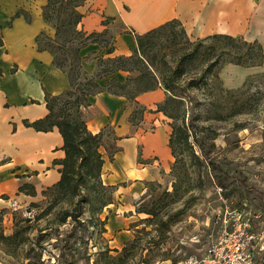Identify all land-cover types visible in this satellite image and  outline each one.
Segmentation results:
<instances>
[{"label":"rangeland","instance_id":"1","mask_svg":"<svg viewBox=\"0 0 264 264\" xmlns=\"http://www.w3.org/2000/svg\"><path fill=\"white\" fill-rule=\"evenodd\" d=\"M73 11V5L63 0H55L48 10L51 24L60 27L58 43L70 50L68 53L59 51L58 55L64 62L67 59L71 70L75 68L72 51L82 43L71 31ZM115 27L97 38L102 46L114 44ZM66 40L69 42L65 43ZM194 42L177 24L144 39L140 49L136 41L130 55L135 58L128 64L133 80L121 92H135L134 80L146 68L151 69L149 63L158 78L170 77L181 55L194 49ZM227 65L219 69L220 79ZM106 68L111 69V66H101L98 72ZM207 70L208 64L197 58L179 80L186 114L181 108V112H174L177 119L168 118V121L171 129L174 125L188 133V142L176 145L173 172L162 171L161 181L146 183L143 193L132 202L135 213L125 229L130 231L129 238L122 230L116 231V209L109 211V205L103 207L117 198L107 187L102 170L78 196L47 187L36 191L33 202L3 210L0 214V264H177L190 258L201 259L225 229L243 224L244 217L260 215L255 220V229L262 231L264 71L249 76L241 87L230 90L222 79L220 83ZM203 76L197 89L186 87L188 81ZM80 81H83L82 76L77 83ZM88 107H81L85 122ZM114 139L111 129L102 133L100 153L103 157L110 159L116 150ZM240 213L243 218L239 217ZM66 215L79 219H66ZM126 217L129 214H121V219ZM132 240H136L135 249L123 253Z\"/></svg>","mask_w":264,"mask_h":264},{"label":"crops","instance_id":"2","mask_svg":"<svg viewBox=\"0 0 264 264\" xmlns=\"http://www.w3.org/2000/svg\"><path fill=\"white\" fill-rule=\"evenodd\" d=\"M47 2L0 0V214L33 202L22 186L32 185L38 193L61 179L56 161L65 158V151L59 130L38 132L25 125L49 115L47 95H61L70 87L68 74L54 64L53 54L37 44L42 33L55 35L44 19ZM78 11L83 15L78 30L87 35L110 33L116 24L120 26L115 27L117 37L109 48L89 43L81 49L82 67L89 75L97 73L100 58L130 56L136 36L171 21L181 23L195 41L227 35L258 42L264 49V0H86ZM262 71L264 64L250 68L229 64L222 69L221 79L233 90ZM128 77V72L121 71L100 79L103 90L90 97L85 118L92 133L113 132L116 151L110 159L104 157L103 178L115 188L117 200L109 211L116 209V231L129 238L130 231L125 229L135 213L132 202L146 183L161 181L162 171L172 170L175 158L171 126L158 111L167 98L166 90L159 87L134 101L107 91L112 80L122 84ZM125 213L129 217L121 219Z\"/></svg>","mask_w":264,"mask_h":264},{"label":"trees","instance_id":"3","mask_svg":"<svg viewBox=\"0 0 264 264\" xmlns=\"http://www.w3.org/2000/svg\"><path fill=\"white\" fill-rule=\"evenodd\" d=\"M63 1L66 2L67 5H73L74 13L72 12V15H74V22L71 31L76 37L80 38V41H82L80 47L72 51L75 56L74 70L68 69V65L66 64L67 59L66 62H64L65 60H61V57L58 55L59 51L68 53L70 50L65 44L58 43V39L61 35L60 27L51 24L52 18L48 13V10L54 4L55 0H48L47 5L44 8V19L47 24L55 30V35L54 37H49L45 33H42L37 37V44L40 50H48L53 54L54 64L68 74L70 87L61 95H47L46 103L49 115L44 119L32 123L26 121L25 125L38 132H50L55 128L59 130L64 140L63 150L65 151V158L61 161H56V165L61 166V179L57 184L49 188L59 192L70 193V196L73 197L78 196L82 188H89L91 179H96L100 176L105 164L104 157L100 153L103 132L99 134H93L90 132L81 113L82 106H89L90 97L103 90L99 84L100 79L111 76L117 72H128L129 77L125 83L121 84L112 80L108 84L107 91L113 94L123 95L131 101H134L143 93L151 92L159 87H163L167 92V98L164 103L159 106L158 111L162 112L167 118L176 120L178 115H174L175 111L179 110L181 112L182 108V111L186 114L185 109L183 110V108H185V101L183 98L185 97L180 93L182 87L179 85V80L185 75L187 67L197 58H200L203 64H208L207 72L212 74L220 83L221 79L218 72L223 65L234 64L250 68L260 67L264 63V49L258 42H248L242 37L215 35L195 41L194 49L191 52H184L181 55L177 67L170 77L158 78L154 67L149 63L151 69L146 68V71L134 80L137 84L135 92L131 93V91H129L124 93L121 91H125L133 80L130 76L132 70L129 69L128 64L133 61L135 57L132 55L129 57L118 56L106 59L100 58L98 60V68L101 66H111V69L106 68L104 70H99V72L97 70L95 75L87 74L82 67V59L80 55L81 49L89 43H99L101 45L97 38L108 34V32L105 31L103 33H92L87 35L83 31H79L78 25L80 24L83 15L78 11V8L82 6L86 0ZM176 24L182 27L181 23L178 21H171L144 35L136 36L138 48L140 49L144 46V39L160 34ZM68 42V40L65 41V43ZM210 42L214 45H207ZM217 42L223 43L224 45L217 46L215 45ZM104 47L109 48L107 46ZM81 76L83 81L80 82L83 83H77ZM203 80L204 76L201 79H192L188 81L186 87L188 89H197L199 83L203 82ZM78 93L79 96L77 95ZM73 98L75 99L72 101ZM60 104L61 106H59ZM172 129L170 148L176 160V145L179 143L186 144L188 142V133L181 128H175L174 125L172 126ZM115 151H113L112 154H114ZM175 165L176 162H174L172 166L171 173L175 169ZM107 187L115 192L114 187L108 185ZM24 190L27 195L33 197L36 196L34 186L24 185L21 187V191ZM113 203L114 202L104 204L103 207L110 206ZM69 217L73 218L75 221H78L79 219L78 216L66 215V219ZM135 243L136 240L129 241L123 249V253H128L132 251L131 249H135ZM120 258L121 257L118 259Z\"/></svg>","mask_w":264,"mask_h":264},{"label":"built area","instance_id":"4","mask_svg":"<svg viewBox=\"0 0 264 264\" xmlns=\"http://www.w3.org/2000/svg\"><path fill=\"white\" fill-rule=\"evenodd\" d=\"M239 217L243 218V213ZM259 218L260 215L244 217L243 224L225 229L201 259L190 258L177 264H264V229H255Z\"/></svg>","mask_w":264,"mask_h":264}]
</instances>
